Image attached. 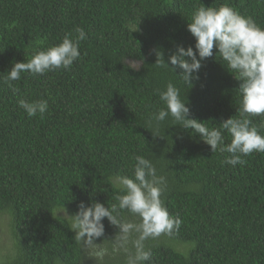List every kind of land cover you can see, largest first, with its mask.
Returning a JSON list of instances; mask_svg holds the SVG:
<instances>
[{"label":"trees","instance_id":"trees-1","mask_svg":"<svg viewBox=\"0 0 264 264\" xmlns=\"http://www.w3.org/2000/svg\"><path fill=\"white\" fill-rule=\"evenodd\" d=\"M225 3L264 27V0H0V77L14 61L74 37L76 27L87 34L70 68L22 73L15 94L0 79V215L8 216L12 240L7 255L0 241V264H94L59 212L76 213L81 202L116 203L111 179L131 176L136 155L166 177L161 199L183 221L172 237L147 242L150 264H264V153L233 167L223 162L227 153H212L170 116L152 120L168 82L189 118L209 128L238 115L241 81L215 48L193 87L178 67L156 63L157 52L167 62L177 46L195 50L187 20L200 6ZM131 59L142 61L139 71L126 69ZM21 98L47 100L48 111L29 117ZM253 122L264 134V117ZM103 224L97 243L117 231L107 218Z\"/></svg>","mask_w":264,"mask_h":264},{"label":"clouds","instance_id":"clouds-1","mask_svg":"<svg viewBox=\"0 0 264 264\" xmlns=\"http://www.w3.org/2000/svg\"><path fill=\"white\" fill-rule=\"evenodd\" d=\"M187 21L188 31L195 38V50L192 46H177L167 62L162 52H159L162 59L158 60L157 52L156 63L170 67L175 73L178 67L182 70L178 76L193 87V82L199 80L202 61L213 57L215 48V58L219 54L229 72L241 81L238 115L222 120L219 127L209 128L202 121L189 118L190 109L181 100L180 90L168 82L166 90H158L164 107L153 113L152 120L158 125L170 116L176 124L199 134L212 153H227L224 163L243 166L246 163L243 157L253 152L264 153V134L253 122V117H264V27L226 3L219 7L200 6ZM75 33L74 37L66 34L60 43L35 51L27 61H14L7 75L0 79L15 94L20 90L14 82L21 80L22 73L42 76L70 68L80 58L79 45L87 35L81 27H76ZM141 65L142 61L136 59L125 62L126 69L132 71H139ZM18 104L29 117L37 114L43 117L49 107L48 101L43 99L21 98ZM225 132L231 136L230 143H225ZM133 159L131 176L116 175L111 179L112 186L119 190L114 197L116 203L105 205L92 201L86 206L81 202L76 213L70 215L65 206L59 212L68 221L75 241L94 264H106V258L117 256H123L122 264H150L153 254L147 242L162 236L172 237L183 223L179 216L170 215L161 199L168 186L166 177L158 174L150 159L141 155ZM104 218L117 231L111 239L97 243L104 235ZM106 240L109 246L104 245Z\"/></svg>","mask_w":264,"mask_h":264},{"label":"rangeland","instance_id":"rangeland-1","mask_svg":"<svg viewBox=\"0 0 264 264\" xmlns=\"http://www.w3.org/2000/svg\"><path fill=\"white\" fill-rule=\"evenodd\" d=\"M0 232L1 252L7 255L12 248L7 215H0Z\"/></svg>","mask_w":264,"mask_h":264}]
</instances>
